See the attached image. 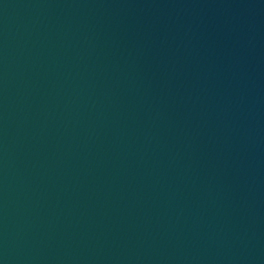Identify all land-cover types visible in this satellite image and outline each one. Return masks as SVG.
Returning <instances> with one entry per match:
<instances>
[{
  "label": "water",
  "instance_id": "obj_1",
  "mask_svg": "<svg viewBox=\"0 0 264 264\" xmlns=\"http://www.w3.org/2000/svg\"><path fill=\"white\" fill-rule=\"evenodd\" d=\"M0 264H264V0H0Z\"/></svg>",
  "mask_w": 264,
  "mask_h": 264
}]
</instances>
